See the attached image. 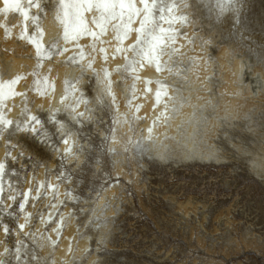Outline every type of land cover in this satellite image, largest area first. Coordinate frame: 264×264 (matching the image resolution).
Listing matches in <instances>:
<instances>
[{
	"label": "snow or ice",
	"instance_id": "obj_1",
	"mask_svg": "<svg viewBox=\"0 0 264 264\" xmlns=\"http://www.w3.org/2000/svg\"><path fill=\"white\" fill-rule=\"evenodd\" d=\"M248 6V0H0V44L22 41L32 49L17 59L14 48L4 47L13 56H0V264H77V253L86 252L78 234L92 223L103 242L110 223L88 219L83 192H76L63 164L75 162L76 171L102 159L97 134L100 148L119 163L124 125V153L171 159L175 149L164 141L180 146L189 129L198 132L202 110L214 98L216 65L208 48L215 29L231 14L246 39L238 25ZM197 41L202 55H190ZM246 68L241 59L233 69L237 80ZM196 71L203 75L193 79ZM249 87L264 91V79ZM201 89L208 100L193 105ZM149 101L151 111L141 115ZM105 111L113 117L110 130ZM139 121L149 122L136 132L133 122ZM21 137L48 147L61 158V170L37 159ZM69 202L79 207L70 209ZM80 212L88 223L76 219Z\"/></svg>",
	"mask_w": 264,
	"mask_h": 264
},
{
	"label": "bare ground",
	"instance_id": "obj_2",
	"mask_svg": "<svg viewBox=\"0 0 264 264\" xmlns=\"http://www.w3.org/2000/svg\"><path fill=\"white\" fill-rule=\"evenodd\" d=\"M233 20L229 14L221 26L231 27ZM200 28L197 23L196 30ZM186 30L191 32L192 29ZM215 32L216 39L208 48L216 65L214 98L202 110L203 120L198 132L189 129L190 138L180 146L171 140L164 141L175 149L171 159L161 161L154 154L124 153L122 148L129 135L124 125L118 132L121 140L119 163L113 164L105 146L100 149L102 159L95 157L91 167L82 165L73 171L77 168L75 162L63 164L76 182L78 194L81 192L78 187L83 185L78 175L100 179L95 192L90 196L83 193L80 202L84 203L88 219L110 223L103 242H99L101 230L95 223L80 229L78 240L86 252L83 257L77 253V264H260L256 255L264 258V91L250 89L251 82L244 79L246 72L240 80L233 75V69L242 59L250 74L264 79V65H247L240 49L232 42L217 40L219 32ZM199 43L197 41L193 46L195 52L190 55H202ZM4 47L14 48L17 59L32 51L31 46L22 41H4L0 44V56L5 61L13 56V52L4 51ZM256 50L254 46L250 47L251 52ZM261 54L264 58V52ZM197 75L202 77L203 74L196 71L193 79ZM118 100L124 111V98L118 94ZM207 100V93L201 89L193 93L191 103L205 104ZM150 104L151 101L141 110V115L151 111ZM107 113L105 111V118ZM108 114L110 118L105 128L110 130L113 117ZM148 122H133V128L139 132ZM25 147L35 154L29 146ZM59 158L52 155L43 162L53 165L58 173L62 166ZM97 159H100L99 169ZM212 167L216 173L210 172ZM185 173H191L193 177L186 178ZM203 183L219 188L243 185L241 188L244 189L229 197L207 191L208 187L200 193L199 186ZM113 184L114 187H109ZM254 188L259 192H254ZM78 207L75 202H69L70 209ZM93 209L98 210V221ZM76 219L88 223L83 212ZM137 229L139 239L134 244L129 238H122L131 232L135 237ZM164 235L172 236L177 242L165 239ZM6 242L11 245L13 238L7 237ZM187 246L195 252L190 253Z\"/></svg>",
	"mask_w": 264,
	"mask_h": 264
},
{
	"label": "rangeland",
	"instance_id": "obj_3",
	"mask_svg": "<svg viewBox=\"0 0 264 264\" xmlns=\"http://www.w3.org/2000/svg\"><path fill=\"white\" fill-rule=\"evenodd\" d=\"M248 5H249L248 8L241 15V23H240V25H238V27L241 28V31L245 34L246 39L241 40V34L236 31L237 26L235 25V22L233 20L231 27H222L221 25H219L217 27V29H215L219 32V36L217 37V40H220L221 42L222 41L223 42L224 41L225 42H232L233 45H236L240 49V54L241 55L244 54V59H247V61H246L247 65H255L257 63L264 65V58L261 54V52H264V0H248ZM202 11H203V15L205 17H208L209 13H208L207 8L206 7L202 8ZM213 22H215L214 18H213ZM252 41H256V43L253 44ZM251 46H254L255 48H257L258 49V50H256L257 52H251L250 51ZM212 48L215 51V46H212ZM249 71H250L249 69L245 70L246 73L244 75V79H248L249 82L255 83L256 77L254 75L250 74ZM255 91H257V89ZM88 92H89V94H92L91 88L88 89ZM41 116L43 118H45L43 113L41 114ZM108 118H110V115L107 113V117L105 118L106 121ZM21 139H22V143L24 145L29 146L31 148V150L35 153L33 155L37 159H39L40 161H46L52 157L51 150L48 147H45L43 144H41L38 140L32 139V138H25V137H21ZM54 139H55V137H54ZM93 140H94V145L96 147H98L99 149H101L100 146H101L102 141H101L100 136L97 134V136L94 137ZM57 143H59V142L57 141ZM27 162L28 161L26 160L25 163H27ZM60 163H61V161L58 160V166H60ZM16 167H19V166L16 165ZM210 172L216 173V169L212 167L210 169ZM185 176H186V178L193 177V175L191 173H189V174L185 173ZM183 177H184V175H183ZM78 179L83 184L82 186L78 187V189L80 191H82L86 196H90L92 194V192H95V189H96L95 185H97L98 183H101L100 179H96V178L87 179L83 175H78ZM204 186H205L204 183L199 186V190H201V191H199L200 193H202V189H204V188L208 189L209 188L207 191L210 190L214 193H217L218 195L227 194V197H229V195L236 193L237 191L240 192L242 190V192H243V189H244V188H241V186L243 187V185H241V186L239 185V188H235V187H233V188L232 187L219 188L215 185H207L205 187ZM195 187H197V186H195ZM216 188H217V190H216ZM256 189L254 188L253 191L258 193L259 190H258V188H256ZM195 190H197V189L195 188ZM232 190H233V192H232ZM221 192H224V193H221ZM242 192H241V194H242ZM80 203L84 204L83 202H80ZM150 225L152 227L154 226L152 222H150ZM121 230H123V229H121ZM136 231H137V233H136ZM136 231L134 232L135 237L133 236V232H131L127 236H122V238L123 237H125L127 239L129 238L128 240L130 241V243L134 244V242L138 241V239H139V237H137L139 235V232H138L139 230L137 229ZM164 238L165 239H171L173 242H177L172 236L164 235ZM187 250L190 253L195 252V250L189 248L188 246H187ZM113 255H111V256H113ZM117 256L119 257V255H117ZM255 258H256V260H258V263L264 264V258H262L261 256H258V255H256Z\"/></svg>",
	"mask_w": 264,
	"mask_h": 264
}]
</instances>
